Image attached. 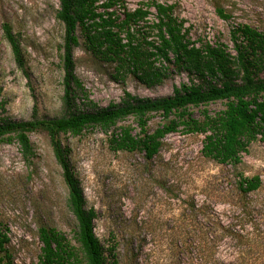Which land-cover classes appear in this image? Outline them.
<instances>
[{
  "label": "rangeland",
  "instance_id": "rangeland-1",
  "mask_svg": "<svg viewBox=\"0 0 264 264\" xmlns=\"http://www.w3.org/2000/svg\"><path fill=\"white\" fill-rule=\"evenodd\" d=\"M135 9L143 1L123 0ZM174 3L198 46L222 42L235 54L230 32L248 23L264 32V0H222L233 17L221 19L211 0H157ZM60 0H0V115L31 119L59 115L62 109L64 26L56 18ZM151 19H155L153 10ZM9 21L22 41L27 73L18 68L2 24ZM82 42V38L80 39ZM76 74L99 105L121 102L125 90L134 95H170L189 82L173 72L155 87L133 75L124 82L112 77L113 68L82 46L74 50ZM212 114L225 108L221 101L193 109ZM164 122L154 114L153 132ZM131 125L129 117L109 132L90 128L80 135H63L70 148L88 207L95 209V231L115 256L109 264H264V140L253 142L236 168L206 158L205 134L183 128L168 134L154 159L143 153L115 149L112 135ZM35 156L27 162L18 142H0V222L8 229L14 264H38L42 243L38 219L73 237L76 220L68 208V189L49 137L34 132ZM259 175V189L243 193L238 174Z\"/></svg>",
  "mask_w": 264,
  "mask_h": 264
},
{
  "label": "trees",
  "instance_id": "trees-1",
  "mask_svg": "<svg viewBox=\"0 0 264 264\" xmlns=\"http://www.w3.org/2000/svg\"><path fill=\"white\" fill-rule=\"evenodd\" d=\"M221 19L233 14L222 0H211ZM155 19L150 17L154 14ZM56 18L64 26L61 60L64 71L62 109L59 115L19 120L0 115V142H18L27 162L35 149L34 132H44L68 189L67 204L75 217L72 238L56 226L38 219L42 243L38 264H109L108 251L95 231L94 208L88 207L79 177L63 135H80L90 128L109 132L118 123L133 117L140 127L121 126L112 135L115 149L143 153L148 161L159 154L164 138L183 128L188 134H205L203 155L236 168L251 144L264 140V32L248 23H238L230 32L235 54L222 42L198 46L189 35L185 19L174 3L143 1L135 9L123 0H60ZM19 69L27 73V60L20 35L9 21L2 24ZM82 38V42L80 39ZM82 46L97 60L113 68L112 77L124 82L129 75L147 87H155L173 72H184L189 82L174 88L170 95L144 97L125 90L121 102L101 106L96 103L76 74L74 50ZM221 101L225 108L212 114L193 109ZM154 114L164 122L153 132L149 121ZM245 194L259 189V175L238 174ZM8 229L0 222V264H14L8 245Z\"/></svg>",
  "mask_w": 264,
  "mask_h": 264
}]
</instances>
